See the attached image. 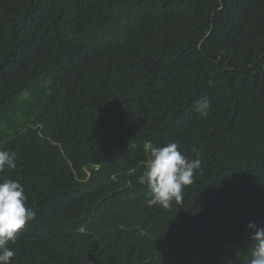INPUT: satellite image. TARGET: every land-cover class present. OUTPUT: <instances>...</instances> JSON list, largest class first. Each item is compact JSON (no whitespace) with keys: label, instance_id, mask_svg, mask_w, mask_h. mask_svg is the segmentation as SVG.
I'll list each match as a JSON object with an SVG mask.
<instances>
[{"label":"trees","instance_id":"16d2710c","mask_svg":"<svg viewBox=\"0 0 264 264\" xmlns=\"http://www.w3.org/2000/svg\"><path fill=\"white\" fill-rule=\"evenodd\" d=\"M146 141L202 161L170 209L138 183ZM0 150L36 213L11 264H242L264 228V0H0Z\"/></svg>","mask_w":264,"mask_h":264},{"label":"clouds","instance_id":"9594fccd","mask_svg":"<svg viewBox=\"0 0 264 264\" xmlns=\"http://www.w3.org/2000/svg\"><path fill=\"white\" fill-rule=\"evenodd\" d=\"M210 104V98L202 96L196 101L194 110L201 118H206ZM178 148L177 142L163 147H156L151 141L143 144L148 155L138 183L148 189L146 203L149 206L170 209L173 202L179 204L183 201L185 187L194 182L195 171L202 163L199 154L190 160ZM16 159V153L0 150V173L5 169H15ZM35 215V211L26 206V196L19 181L9 179L0 183V264H11L15 252L8 245L15 242L26 223ZM247 227L253 230L250 237L252 243L242 264H264V228H258L254 223H249Z\"/></svg>","mask_w":264,"mask_h":264}]
</instances>
